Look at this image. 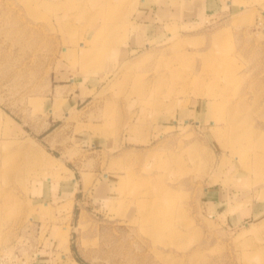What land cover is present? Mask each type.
Returning <instances> with one entry per match:
<instances>
[{"label": "rangeland", "instance_id": "374dc122", "mask_svg": "<svg viewBox=\"0 0 264 264\" xmlns=\"http://www.w3.org/2000/svg\"><path fill=\"white\" fill-rule=\"evenodd\" d=\"M177 8L0 0V264H264V0Z\"/></svg>", "mask_w": 264, "mask_h": 264}, {"label": "crops", "instance_id": "0c3cea01", "mask_svg": "<svg viewBox=\"0 0 264 264\" xmlns=\"http://www.w3.org/2000/svg\"><path fill=\"white\" fill-rule=\"evenodd\" d=\"M173 4L175 3V1H179L181 2V6H182V9L181 8H177L176 9V14L178 15V17H193L195 14H201L204 12V9H205V0H170ZM204 3V4H201V3ZM193 3V4H192ZM160 7V6H159ZM160 11H161V8H159ZM168 9V8H167ZM166 9V10H167ZM196 10V11H195ZM170 14V12H169ZM174 13H171L170 15L172 16ZM75 82V81H74ZM74 182V181H73ZM263 205V204H261ZM253 206V205H252ZM255 207V206H254ZM260 206L258 205L256 207L259 208ZM253 208V207H252ZM253 210V209H252ZM260 210H257L256 212H254V215H257L259 213ZM246 212H249L246 211ZM256 213V214H255ZM243 215L240 216L241 220L243 219L242 217ZM249 215L245 216L244 218H247Z\"/></svg>", "mask_w": 264, "mask_h": 264}]
</instances>
